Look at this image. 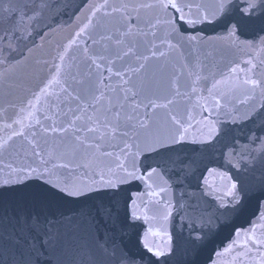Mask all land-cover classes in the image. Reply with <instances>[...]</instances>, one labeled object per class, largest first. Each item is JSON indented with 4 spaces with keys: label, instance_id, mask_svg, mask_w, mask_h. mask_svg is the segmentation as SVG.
I'll list each match as a JSON object with an SVG mask.
<instances>
[{
    "label": "water",
    "instance_id": "obj_1",
    "mask_svg": "<svg viewBox=\"0 0 264 264\" xmlns=\"http://www.w3.org/2000/svg\"><path fill=\"white\" fill-rule=\"evenodd\" d=\"M104 2L0 0V10L11 6L16 14L12 20H6L12 12L0 11V36L8 29L6 44L10 42L14 49L8 63L0 65L3 73L0 76V137L10 135L2 127L3 111L12 117V106L19 105L49 77L53 58L75 35L84 19L85 5ZM183 2L192 5L193 18L197 15V5L202 6L201 15L206 12L209 16L207 21L194 26L181 24L183 35L198 37L195 41L184 39L178 43L179 38L169 36L164 25L151 27L160 18L159 9L142 5H154L156 0H107L109 7L105 11L109 15L98 14L100 26L92 33L97 43L85 38L79 48L70 50L64 75L69 83L73 77L81 81L88 79L90 62L86 63L82 54L85 41L92 54L115 61L111 79L104 72L105 84H97L91 93L96 96L103 93L102 102L96 104L95 110L88 108L87 115L78 122V126L96 127L98 131L89 136V143L97 140L103 151L113 155L101 156L92 148L73 156L71 134L66 138L59 133L38 136L37 150L45 153L46 158L48 153H54L63 162L72 161L69 169L60 170L70 178L82 179L85 173L91 176L100 168L115 167L116 157L123 159L124 145L134 143L131 124L144 117L143 105L149 100L173 101L168 108L148 109L149 116L155 112L154 129L157 126L163 129L167 114L172 112L185 125L191 124L188 140L160 158L163 171L161 176L148 182L152 188L134 181L115 190L93 192L75 202L42 203L34 195L35 181L3 187V180L12 175L13 168L39 163L38 158L31 156V145L23 138H15L7 151L0 150V264H210V258L217 264H233L232 256L222 258L216 253L237 239V229L240 243L245 232L250 233L253 223L257 225V236L264 234L260 228L264 223L261 220L264 207L260 206L264 200L253 194L264 184V109L261 107L264 91L257 88L251 93L246 88H238L229 93L224 86L213 90L212 96L208 91L216 80L243 81L246 74L264 82V0H230L223 17L213 16L218 0ZM249 2L255 7L250 14H243ZM113 7L120 11L113 13ZM25 13L35 15V19L29 26L25 18L27 32L17 30L13 36L12 23L18 22ZM53 20L52 30L45 28ZM129 21L133 35L121 37L120 32L128 31ZM107 35L122 39L123 45L117 46L114 40H101ZM169 41L175 46L170 48ZM129 45H135L136 51L148 55L149 60L137 62L135 57L116 60V55L127 51ZM153 50L157 52L155 57L151 55ZM160 52L164 55H159ZM17 60L21 62L12 71H6L8 64ZM139 63L145 64L143 71L128 73L136 85L133 91L138 93L132 98L128 86L114 73L115 70L124 72L129 66L137 67ZM232 68L237 72L230 73ZM92 71L95 83L100 77L94 66ZM246 96L250 98L245 99ZM214 99L221 100V107L213 109L211 114L204 111ZM79 103L83 105V101ZM137 103L141 107L136 108ZM70 108L75 110L77 102L65 96H53L49 105L41 109L40 119L48 125L53 121L57 125L66 124L72 118ZM129 116L133 117L132 121L128 120ZM44 117H48L47 121ZM87 117H92L91 123ZM206 120H211L219 130L211 143L203 142L208 131ZM125 131L129 132L128 137L123 135ZM169 157L171 161L185 163H171ZM78 165L91 167L78 168ZM221 173H226L246 191L250 190L242 212L232 211L230 205L224 207L230 200L229 181ZM161 187L166 190L157 196L149 195ZM132 212L138 220H132ZM193 224L205 234L204 241L193 243L190 235ZM145 234L153 247L165 250L163 257L157 258L143 248L141 239Z\"/></svg>",
    "mask_w": 264,
    "mask_h": 264
},
{
    "label": "snow or ice",
    "instance_id": "obj_2",
    "mask_svg": "<svg viewBox=\"0 0 264 264\" xmlns=\"http://www.w3.org/2000/svg\"><path fill=\"white\" fill-rule=\"evenodd\" d=\"M230 6V0H218L215 5V12L213 16H225L227 10ZM109 7L107 0L102 4H86L84 7V19L78 25V30L75 31V35L63 46L62 50L58 51L56 57L53 58V63L49 69V77L42 81L40 85L33 90L24 101L19 105H13V115L12 117L7 116L6 110L2 113L3 119V130L5 132H10L6 138L0 137V150L7 151L11 147L12 142L15 138H23L27 144L31 145L32 151L31 156L38 158L39 163L33 164H23L19 168L12 169V175H9L3 180V187H10L18 183H24L27 181H35L37 185V191L35 192V198L42 202L47 203L50 200H58L63 202H75L80 198H86L89 194L93 192L115 190L118 189L120 185L131 183L134 181H141L146 183L149 188L153 185L148 183L153 177H159L162 174L161 167V157L166 156V154L171 153L175 150V147L179 144H183L188 140V132L191 128V124L185 125L184 121L175 113L169 112L167 118L164 122V127L161 129L157 126L154 129L153 116L148 115V109L157 110L168 108L169 105L173 103L172 100H167L166 103H158L156 100H149L147 104H144L145 114L142 119H139L135 123L131 124L132 128V139L134 143H126L121 149V156L116 157L115 167L108 166L106 168H100L99 171H94L89 176L87 173L84 174V178H70L69 176H64L60 173L61 169H69L71 167L72 161L63 162L62 157H56L54 153H48L47 158L45 153L39 149V143L37 137L41 134L47 135L48 133L63 134L64 137H69L71 134V143L73 147V156L78 151H88L95 148L96 152L101 156L111 157L113 154L111 152L103 151V148L99 141L93 140L89 143V136L95 134L98 129L96 127H88L87 125H79L78 122L82 119V116L87 115V109L93 108L97 103L102 102L103 93L100 96L92 95V91L96 88L97 84H105L104 72L109 73V79H111V74L114 72L115 61L106 60L103 55L96 56L92 54L87 42L85 41L82 49L83 58L86 63H88V79L86 81L76 80L75 77L72 78V83H69L67 79H64L65 75V63L70 56V50L73 48L80 47V41L87 39H92L93 44L97 41L93 39L92 33L95 29L100 26L98 21V14L104 13V15H109L105 10ZM142 7H155L159 9L160 18L157 19L156 25L151 27L155 28L157 25H164L169 31V36L178 37V43L180 40L187 39L188 41H195L199 39L196 36L183 35V29L181 24L188 26H194L198 23H202L209 19L208 14L199 13L200 5H197V15L193 18L191 12L192 5L186 4L183 0H156L154 5H142ZM255 7V4L249 2L246 7L243 8V14H250L251 10ZM187 9V11H186ZM4 13L12 12V16H6V20H12L15 17V12H13L12 7L8 6L3 8ZM119 8L113 7L112 12H119ZM27 18L29 21V26L35 15L28 16L25 13L24 17H21L18 22L12 23L11 33L13 36L16 35L17 30H23L27 32V27L24 25V19ZM46 24L45 28L52 30V24ZM128 31L120 32L121 37H128L133 35L131 30V22H128ZM239 25H233V30ZM9 30H5V34L0 36V65L8 63L11 59V52L14 50L12 44L9 42L6 44ZM230 35L232 31L230 30ZM155 35V33H153ZM28 38L31 37V33H27ZM43 39V38H42ZM101 40L111 41L114 40L117 46L123 45V40L116 38L112 35L102 36ZM169 41V47H174ZM155 48V45H153ZM7 49V55L5 51ZM31 51V49H29ZM22 55V53H21ZM151 55L155 57L157 52L152 51ZM159 55L163 56L164 53L160 52ZM130 57H135L137 62L148 61V55H142L136 51L135 45H129L127 51H121L116 55V60H125ZM59 62H56V61ZM21 61L17 60L14 64L9 63L6 71H12L16 65ZM251 63V61H248ZM93 66L96 73L99 75L100 79L95 83L92 80L93 76ZM145 68L144 63H139L137 67L129 66L124 72L115 70V76L123 80L124 85H127V91L132 92V98H135L138 93L133 91L136 88L135 83L129 77L128 73H139ZM237 72L236 68L230 69V73ZM3 73H0L2 76ZM224 86L228 89V92H232L234 89L246 88L249 92L255 93L257 88L264 91V82H260L253 79L251 76L246 74L245 79L240 81L220 79L216 80L212 84V87L208 89L209 95L212 96L213 90ZM56 89H59L57 93ZM98 90V89H97ZM193 92L196 91L195 88L192 89ZM75 93V95H74ZM83 93V94H82ZM223 96L224 93L220 92ZM53 96H65L68 100L77 102V108L69 111L71 112V120H68L66 124L57 125L55 121L51 125L42 122L40 117L43 115L41 109L46 105H49L51 98ZM250 97H245L249 99ZM83 101V105L79 102ZM141 107V104L137 103L136 108ZM221 107V100L214 99V103L211 106H206L204 111L212 113L213 109H219ZM264 109V105L261 106ZM50 110V107L49 109ZM79 113V114H78ZM48 117H44V121H47ZM191 119V116H189ZM129 121L133 120L132 116L128 117ZM88 123L92 122V117H87ZM99 122V121H97ZM205 126L208 128L207 134L203 137V142L211 143L216 136L219 134V130L216 125L211 120H206ZM39 128L40 132L36 129ZM85 135H81V133ZM115 129H113V133ZM125 137L129 136V132L125 131L123 133ZM231 155V153H229ZM60 160V162H56ZM151 161V163H149ZM169 162L184 164L185 161H171L169 157ZM78 168L91 167V165H78ZM213 171V170H209ZM222 178L229 181L227 195L230 200L225 208L231 206V210L240 213L244 210L245 204L250 196V190L246 191L238 182H233L232 178L226 173L220 174ZM205 187H207V179L204 180ZM166 189L161 187L158 191H152L149 193L151 196H157L159 193L164 192ZM261 200H264V184H262L259 190L255 193ZM135 204V200L132 201ZM259 203V201H258ZM264 207V205H260ZM132 220H138L139 217L135 212L131 213ZM264 221V216L261 217ZM262 233H264V223L260 225ZM257 225L253 223L251 225V230L245 232V238L243 243H240L238 238L240 236V230H236V237L231 241V243L226 246L223 251H218L216 255L218 257L225 258L227 256H232L233 264H264V234L257 236L256 233ZM150 231V230H149ZM192 237L193 243L201 242L205 240V234L203 231L197 230L195 224L192 226ZM141 244L148 253L159 258L165 255V250L162 247H153L151 242L147 239V234L141 239ZM238 249H243L242 251ZM235 251V255L232 253ZM210 264H217L215 260H211Z\"/></svg>",
    "mask_w": 264,
    "mask_h": 264
}]
</instances>
